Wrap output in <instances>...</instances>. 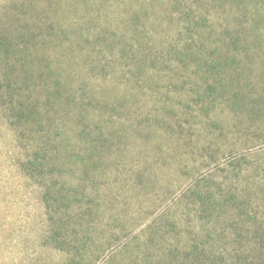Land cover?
Returning a JSON list of instances; mask_svg holds the SVG:
<instances>
[{
    "label": "rangeland",
    "instance_id": "obj_1",
    "mask_svg": "<svg viewBox=\"0 0 264 264\" xmlns=\"http://www.w3.org/2000/svg\"><path fill=\"white\" fill-rule=\"evenodd\" d=\"M53 1L77 3L78 9L54 13L49 4ZM102 1L88 0L89 5H84L80 0H0V37L5 33L16 36L20 19L29 21L28 27L32 28L34 17L46 15L61 20L67 16L70 23L77 18L95 20L117 34L131 37L136 28L130 21L132 13L139 11L144 17L138 23L142 37L147 36L149 45L161 51H169L173 42V53L168 52L166 62L145 65L139 82L133 69L121 77L83 62L89 80L87 94L95 96L99 105L117 102L122 93L132 95V111L121 112L122 118L134 120L144 114L149 119L146 127L153 123L156 133L138 138L129 129L125 141L115 142L108 152L102 151L104 166L98 174L106 175L96 184L99 214L80 222L68 220L61 232L76 228L78 236L68 239L70 245L62 246L65 239L58 243L51 237L43 183L24 169L35 142L30 137L19 138L0 105V264H166L164 253L169 245L180 241L191 244L200 226L213 225L198 219L197 209L185 199L202 179H213L215 188L218 182L224 193L232 188L244 199L250 212L247 222L242 220L245 229H257L258 224L264 227V0H244L238 9L211 15L215 30L221 32L220 23L231 12V25L238 16L250 42L255 40L253 49L260 58L253 63L243 59L246 64L232 72V76L238 73L236 78L247 77L249 81L252 92L245 99L247 106L257 101L259 117L253 113L254 122L248 118L249 113L234 111L217 93L207 98V104L210 98L216 99L211 111L206 112L209 117L201 112L202 105L193 103V83L200 82L202 71L209 68L183 57H189L190 52L182 49L188 37L185 31L180 33L184 14L181 8L175 9L168 0H109L103 7ZM203 83L205 91L213 82L204 79ZM97 108L93 110L104 121L111 115ZM158 118L175 128L177 122H183V136L175 131L173 137L168 127L155 123ZM109 129L106 133L112 131ZM83 142H79V150L85 148ZM64 180L79 184V174H65ZM172 222L174 227L163 229L164 223ZM226 229L229 235L232 230L229 226ZM246 231L253 237L248 242L258 241L253 231Z\"/></svg>",
    "mask_w": 264,
    "mask_h": 264
},
{
    "label": "trees",
    "instance_id": "obj_2",
    "mask_svg": "<svg viewBox=\"0 0 264 264\" xmlns=\"http://www.w3.org/2000/svg\"><path fill=\"white\" fill-rule=\"evenodd\" d=\"M80 1L89 5L88 0ZM108 1H102V7ZM168 1L175 9L184 11L180 19L183 20L180 33L185 31L188 39L182 49L190 53L189 57H183L209 68L202 71L200 82L193 83V103L202 105L201 112L209 117L206 112L211 111L216 99L210 98V104H207V98L217 93L234 111L249 113L248 118L254 122L255 117H259L257 101H249L247 106L245 99L252 92L249 81L247 77L244 80L236 78L238 73L232 76V72H238L242 63H253L255 58H260L259 52L253 49L255 40L250 42L244 25L240 27L242 22L238 16H234V25H231V12L220 23L223 31L217 32L215 22H211L213 12L223 14L228 9H238L244 0ZM49 4L54 13H61L66 8L78 9L77 3L73 2L53 1ZM66 18L52 19L50 15L34 17L32 28L28 27L29 21L25 23L20 19L16 36L5 33L6 36L0 37V105L17 129L19 138L30 137L35 142L33 154L24 164V169L43 183L51 237L58 243L65 239L62 246L70 245L68 239L78 236L76 228L68 233L61 232L69 221L80 222L99 214L96 184L100 177L106 175L98 174L104 166L102 151L108 152L116 145L115 142L125 141L129 129L136 132L138 138H148L156 133L152 129L153 123L146 127L145 122L149 119L144 114L134 120L122 118V113L132 111V95L122 93L115 103L97 104L96 97L87 94L89 80L83 62H91L96 70L113 71L114 75L118 73L121 77L133 69V76L139 82L145 65L166 62L168 52L172 54L174 50L173 42L169 51L149 45L147 36L143 38L138 28V23L144 19L139 11L132 13L130 21L136 28L131 37L117 34L95 20L77 18L70 23ZM233 52L237 55H232ZM76 66L81 69L77 70ZM204 79L213 82L205 91ZM111 87L121 93L116 86ZM134 98H137L136 95ZM98 106L100 108L97 109L111 114L107 120L104 121L102 115L93 110ZM172 111L173 108H170L169 113ZM155 123L168 127L173 137L175 131L181 137L185 131L183 122H177L176 128L164 124L161 118ZM105 129L112 131L106 133ZM80 141H84L85 148L82 150H79ZM65 174H79V184L72 185L64 180ZM89 183L92 186H88ZM215 184L213 179L198 180L185 197L186 202L197 209L198 219L213 225L200 226L191 244L180 241L179 244L169 245L164 253L166 264H264V227L258 224L257 229L254 226L246 228L253 231L258 239L248 242L253 237L246 233V223L242 224V220L250 214L244 199L232 188L224 193V188L218 182L215 188ZM167 225L172 228L176 224L164 223L163 229H167ZM226 226L232 230L229 235H226L229 231ZM187 231L192 232L190 229Z\"/></svg>",
    "mask_w": 264,
    "mask_h": 264
}]
</instances>
